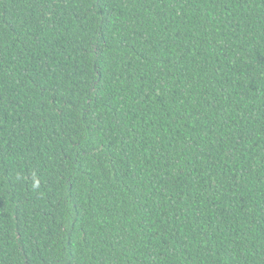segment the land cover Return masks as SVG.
Masks as SVG:
<instances>
[{
    "label": "trees",
    "instance_id": "trees-1",
    "mask_svg": "<svg viewBox=\"0 0 264 264\" xmlns=\"http://www.w3.org/2000/svg\"><path fill=\"white\" fill-rule=\"evenodd\" d=\"M0 264H264V0H0Z\"/></svg>",
    "mask_w": 264,
    "mask_h": 264
}]
</instances>
